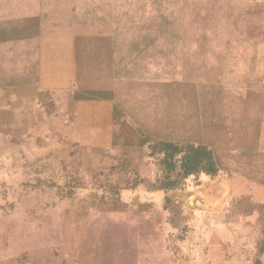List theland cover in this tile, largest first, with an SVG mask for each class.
Segmentation results:
<instances>
[{
	"label": "rangeland",
	"instance_id": "1",
	"mask_svg": "<svg viewBox=\"0 0 264 264\" xmlns=\"http://www.w3.org/2000/svg\"><path fill=\"white\" fill-rule=\"evenodd\" d=\"M41 3L62 8L63 0H23L22 12ZM134 9L136 23L142 25L143 18V30L150 34L152 53L159 52L168 66L181 63L188 51L225 67L218 81L227 76L231 89L216 91L225 103L200 104L197 121L181 123L179 148L200 146L197 153H154L162 146L158 142L137 153L143 139L126 123L117 125L119 131H108L109 122L94 129V123L78 120L72 93L21 88L20 83L38 82L31 69L18 73L37 51L21 52L13 27L0 30L13 38L0 41V264H90L94 247L103 256L97 255L96 264H137L134 239L124 222L114 221L130 212L132 198L134 215H151L166 226L151 248L153 264L259 263L264 252V0H134ZM65 27L70 32L57 25L45 34L64 33ZM33 28L29 32L38 34ZM122 131L131 138L115 137ZM96 146L102 153L94 152ZM154 190L153 202L143 200ZM111 246L119 247L117 258Z\"/></svg>",
	"mask_w": 264,
	"mask_h": 264
},
{
	"label": "crops",
	"instance_id": "2",
	"mask_svg": "<svg viewBox=\"0 0 264 264\" xmlns=\"http://www.w3.org/2000/svg\"><path fill=\"white\" fill-rule=\"evenodd\" d=\"M59 7L55 3L44 7L41 3L34 10L23 13V0H0V30L13 27L18 31L14 33V40L20 42L21 52L37 51L34 56L31 55L30 64L25 62L20 65L18 73H27L31 69L38 82L30 86L20 83V87L49 90L58 96L72 93L77 98L78 120L80 123H94L90 124L94 129H98L99 122L111 123L108 131L126 123L136 138L143 139L142 145L136 147L137 153L147 152L146 149L151 146L148 144L155 142L162 146L154 153H197L200 146L187 145L189 151L179 148L178 141L184 137L176 134L181 133L178 132L182 130L181 123L183 126L184 123L197 121L200 104L202 107H213L225 103L222 101L224 98L216 93L231 89L229 79H224L227 76H223L222 82L218 81L225 67L208 64L207 56L202 53L194 55V52L183 50L185 56L181 54V57L184 60L168 66L159 52L152 53L150 34H145L143 30V18H140L142 25L136 23H139V18L135 17L134 0H63L62 8ZM43 25L46 28L40 29ZM57 25L69 27L70 32L67 33L65 27L64 33L45 34ZM29 27L32 31L33 27H38L39 33H30ZM11 39L0 35V41ZM238 89L242 91V83ZM239 96L242 98V92ZM172 106L173 115L170 113ZM210 121H215L213 114ZM120 133H115V137L126 136L124 131V136ZM115 148L119 152V147ZM125 148H130L128 152L132 150V146ZM94 152L102 153V149L96 146ZM155 193L157 190L149 191V197L143 200L153 202ZM134 202L133 198L128 200L130 212L119 214L122 220L119 216L114 221L124 222L127 233L134 239L132 246L137 250V264H153L151 248L157 246L159 235L166 233V226L164 221L152 219L151 215H134L131 210ZM115 211L119 213L117 209ZM141 216L143 220H140ZM152 234L158 236L146 238V235ZM81 249L77 257L81 256ZM113 249L117 258L119 247L111 246L110 251ZM73 253L76 254L75 251ZM100 253L94 247V258L90 264L98 263L97 255L100 259ZM110 253L113 257V252ZM258 264H264V252Z\"/></svg>",
	"mask_w": 264,
	"mask_h": 264
}]
</instances>
